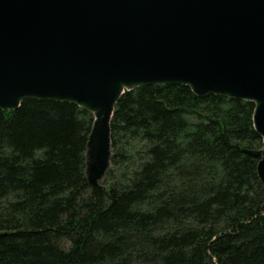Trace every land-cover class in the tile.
Returning a JSON list of instances; mask_svg holds the SVG:
<instances>
[{
  "label": "trees",
  "instance_id": "obj_1",
  "mask_svg": "<svg viewBox=\"0 0 264 264\" xmlns=\"http://www.w3.org/2000/svg\"><path fill=\"white\" fill-rule=\"evenodd\" d=\"M254 110L186 86L126 92L100 187L86 176L92 114L0 110V264H264Z\"/></svg>",
  "mask_w": 264,
  "mask_h": 264
},
{
  "label": "water",
  "instance_id": "obj_2",
  "mask_svg": "<svg viewBox=\"0 0 264 264\" xmlns=\"http://www.w3.org/2000/svg\"><path fill=\"white\" fill-rule=\"evenodd\" d=\"M142 86L251 102L264 146V0H0V110L34 99L92 114V187L112 167L116 106ZM245 152L264 185V148Z\"/></svg>",
  "mask_w": 264,
  "mask_h": 264
},
{
  "label": "rangeland",
  "instance_id": "obj_3",
  "mask_svg": "<svg viewBox=\"0 0 264 264\" xmlns=\"http://www.w3.org/2000/svg\"><path fill=\"white\" fill-rule=\"evenodd\" d=\"M106 177V176H105Z\"/></svg>",
  "mask_w": 264,
  "mask_h": 264
}]
</instances>
